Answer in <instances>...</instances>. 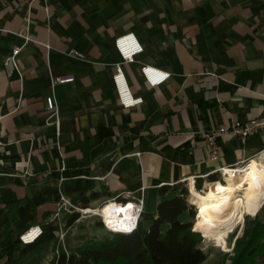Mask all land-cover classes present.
Returning <instances> with one entry per match:
<instances>
[{"label":"crops","instance_id":"obj_1","mask_svg":"<svg viewBox=\"0 0 264 264\" xmlns=\"http://www.w3.org/2000/svg\"><path fill=\"white\" fill-rule=\"evenodd\" d=\"M127 33L143 46L132 61L115 44ZM14 47H22L20 70L8 75L3 61ZM144 65L170 76L152 86ZM117 66L143 103L121 105ZM67 75L74 81L52 86V76ZM52 94L58 121L47 108ZM261 118L264 0H0V264L12 246L19 257V237L34 226L46 242L17 264H51L60 233L80 218L70 224L78 211L60 206L62 192L94 213L107 201L143 196L138 230L146 238L158 204L192 181L199 191L226 186L222 167L264 162V127L246 141L219 135V161L208 159L204 136ZM26 205L29 222L18 217ZM179 219L193 220L188 211Z\"/></svg>","mask_w":264,"mask_h":264},{"label":"trees","instance_id":"obj_2","mask_svg":"<svg viewBox=\"0 0 264 264\" xmlns=\"http://www.w3.org/2000/svg\"><path fill=\"white\" fill-rule=\"evenodd\" d=\"M188 197L189 189L184 187L172 199L161 201L157 207V218L146 238L139 230L110 232L109 236L100 239L85 240L74 249L59 245L54 249L51 264H202L208 254L200 245L203 240L201 232L196 229L193 220L183 222L179 219L185 211L192 219L196 216ZM18 217L20 221L29 222L34 215L26 205L18 208ZM79 217L80 212H75L70 224ZM165 223L170 226L162 233L161 226ZM45 242L42 234L26 244L17 258L14 246L6 249L8 260L5 264H17L24 254L42 248ZM231 264H264V221L258 214L254 218L246 216L244 232L236 240Z\"/></svg>","mask_w":264,"mask_h":264},{"label":"built area","instance_id":"obj_3","mask_svg":"<svg viewBox=\"0 0 264 264\" xmlns=\"http://www.w3.org/2000/svg\"><path fill=\"white\" fill-rule=\"evenodd\" d=\"M17 34L23 37L25 39V42H29L33 40L30 37V35L25 33L23 30H20ZM115 44H116V48L118 52L120 53L121 57L127 61L134 60V57L143 51V46L139 42V40L137 39L134 33H127V34L117 37L115 40ZM21 49L22 47H14L11 53L5 56L3 64H4L5 70L8 73V75H12L14 72H19L20 66L18 62V56H19ZM71 52L73 55H76L78 57L84 56L82 53H80L79 51L75 49H73ZM141 70L146 80L152 86H156V85L163 83L170 76V73L165 72L157 67L150 66V65L142 66ZM113 78H114V83L116 85V89L118 92L120 103L123 107L131 108V107H134V106H137L143 103L144 98L142 96H135L133 94L128 84V81L126 79L125 73L123 72L121 66H117V70ZM74 79L75 77L73 75L59 76V77L52 76V86L54 87L57 84L72 82L74 81ZM46 103H47V108L53 112V114L56 117V121H58V106H57V102H56V98L54 94L46 98ZM262 127H264V118L250 119L246 121H233L230 125H227V126L223 125L216 130L205 133L204 136L207 142L208 159L212 161H219L222 158V147L218 141L219 135L223 133H232V134L239 136L243 141H246L248 137L256 133V131ZM1 144L2 143L0 140V146ZM250 161L251 160L243 161V165L239 168L229 167V169H226L225 167H222L221 170L223 171V175L224 176L226 175L224 173V171L226 170H233V171L238 172L240 168L244 167L245 165L250 164ZM61 180H64V177H61ZM188 189H189V196H190L191 194L190 188L188 187ZM112 201H114L115 203L117 202L116 200H112ZM107 202H110V201H107ZM130 202L133 204V217L129 219V222L127 224L128 228L124 229L123 231H119L115 227H108L107 223L102 217L105 228L108 231L115 232V233L116 232L131 233L139 229L140 219L143 214L144 207H145V199L143 196H141L136 199L128 200L126 202L120 201L118 203L124 204L126 206ZM60 206H71L73 208V211H78V212L84 210L81 207L73 205L68 199V197L63 192L61 193ZM43 233H44V229L41 226H34V227H30L27 231L21 234L19 239L22 244L26 245V244L32 243L35 238L36 239L39 238ZM31 235H33V238L27 239Z\"/></svg>","mask_w":264,"mask_h":264},{"label":"bare ground","instance_id":"obj_4","mask_svg":"<svg viewBox=\"0 0 264 264\" xmlns=\"http://www.w3.org/2000/svg\"><path fill=\"white\" fill-rule=\"evenodd\" d=\"M241 171L228 170L226 186L215 187L214 183H210L207 190L202 192L195 188L192 181L190 187V201L201 211L198 230L213 237L227 251H230L227 241L229 233L244 222L246 213H253L264 204V162L252 159ZM107 203L95 213L104 216L108 227H115L119 231L127 229L129 219L133 217V204ZM33 235L27 239H32Z\"/></svg>","mask_w":264,"mask_h":264},{"label":"rangeland","instance_id":"obj_5","mask_svg":"<svg viewBox=\"0 0 264 264\" xmlns=\"http://www.w3.org/2000/svg\"><path fill=\"white\" fill-rule=\"evenodd\" d=\"M242 193L243 191H241V194ZM188 199L190 201V197H188ZM189 203L191 204L192 202H189ZM107 204L108 203L106 204L103 203L98 209H102ZM263 205L259 207L253 213H246L245 219L247 215L254 218L258 214L261 220L264 221V213H263L264 206ZM195 206L196 205H194V207ZM200 212L201 211L199 210L197 206L196 216L193 219L197 230H198V227L200 226V223H199ZM245 219L243 223H239L235 227L234 231L230 232L229 235L227 236V241H228V246L230 247V251L222 249L219 242L216 241L213 237L206 236L204 235L203 232H202L203 234L201 233V235L203 236V240L200 245L202 249L208 254V258H209V260H207L208 263L214 261L216 264H231L233 257H234V247H235L236 240L240 236H242L244 232ZM109 235H110V231H108L105 228L102 217L99 214L94 213V212H87L83 210V211H80V218L74 223V225L70 229H68L67 226L66 228H64V233H60L58 240L66 248L74 249L78 245L82 244L85 240L100 239V238H103ZM26 260H28V257L25 258V261Z\"/></svg>","mask_w":264,"mask_h":264},{"label":"water","instance_id":"obj_6","mask_svg":"<svg viewBox=\"0 0 264 264\" xmlns=\"http://www.w3.org/2000/svg\"><path fill=\"white\" fill-rule=\"evenodd\" d=\"M197 210V207L195 208V211Z\"/></svg>","mask_w":264,"mask_h":264}]
</instances>
